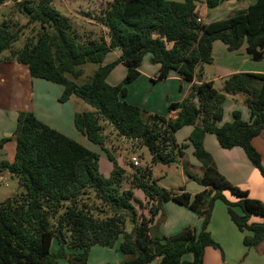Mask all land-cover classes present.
Listing matches in <instances>:
<instances>
[{
    "label": "trees",
    "instance_id": "trees-1",
    "mask_svg": "<svg viewBox=\"0 0 264 264\" xmlns=\"http://www.w3.org/2000/svg\"><path fill=\"white\" fill-rule=\"evenodd\" d=\"M5 1L0 0V5ZM225 1L230 0H205V4L215 9ZM198 3L92 1L93 12L84 17L96 20L108 33L99 40L86 41L72 30L53 0L14 3V11L5 14L0 25V55L8 51L9 56L0 62L27 65L33 78L61 85L64 91L60 103L77 97L91 106L93 111L75 114L74 125L106 153L113 170L105 178L100 173L98 154L33 113L20 112L14 160L1 164V169L17 180L19 189L0 201V264H59V259L87 264L92 247L113 248L120 239L119 251L125 256L121 264H150L156 259H160L159 264H204L206 248L221 250L208 230L218 200L227 206L232 222L244 234L246 248L254 249L264 242V222L250 223L253 216L264 218V203L230 183L204 147L207 134L215 135L223 149L240 147L264 177L261 154L252 143L264 131V74H234L225 80L223 93L212 81H202L204 66L213 63L216 41L226 45L229 52L245 45L253 61L264 59V0L211 23L198 21ZM15 11L28 20L25 27L38 26L21 49L14 45L26 28L20 25L21 20L13 18ZM114 50L120 57L104 64ZM147 54L152 64L159 65L154 83L167 79L171 72L187 82L199 81L182 102L169 104L170 113L178 111L175 118L149 114L126 100L128 85L141 76L140 67ZM86 63L99 65L88 83L77 84L68 78L81 77L80 67ZM119 64L127 72L113 86L107 80ZM227 94L243 97L250 121L242 120L241 113L235 111L233 120L223 123ZM104 124L119 137L147 147L151 165L136 167L134 174L128 175L106 147ZM186 126L193 127L188 142L203 169L202 176H195L184 167L186 177L203 188L195 195L184 188L178 192L165 189L152 175L155 165L181 164L187 146L179 145L175 135ZM8 140L3 139L0 146ZM135 190L143 193V200L135 196ZM225 191L237 201H229ZM85 198H95L101 205L92 206ZM170 201L202 218L201 229L187 226L172 236L152 237L150 225L163 217L164 204ZM127 225H131V232L126 230ZM54 240L59 244L55 254L51 252ZM187 255L192 260H185Z\"/></svg>",
    "mask_w": 264,
    "mask_h": 264
},
{
    "label": "crops",
    "instance_id": "crops-1",
    "mask_svg": "<svg viewBox=\"0 0 264 264\" xmlns=\"http://www.w3.org/2000/svg\"><path fill=\"white\" fill-rule=\"evenodd\" d=\"M23 1L25 0H22V2ZM92 1L95 0H53V6L63 17H67L71 20L69 21V23L73 28L72 30L75 31L76 28L73 25L74 21H76V19H81L82 21H85L83 18L86 17L84 16L90 11H93V7L91 5ZM203 1L205 5L204 10L202 11V7L197 8L200 20L203 23H211L214 21L225 19L235 11L246 9L250 5L254 4L257 0L225 1L223 2L225 4L221 3L215 9H209L205 4V0ZM12 3L14 4L12 0H6L3 4L0 5V17L2 16V19H5V14L7 15L13 10ZM233 5L234 7H232ZM213 14L215 15L214 18ZM13 18L19 19L21 21L23 19H26V17H24L19 12H16ZM85 22L91 28L99 27V25L96 24L94 21ZM86 23L82 22L78 25L81 26L83 24L84 26ZM76 33L78 34V32ZM114 52L119 58L120 52L118 50H114ZM212 54V65L216 67L217 75H215L214 78L209 77L207 70L204 68V75L202 81H212L215 89L219 92H224L225 80H227L230 76L234 74H264V59L262 61L255 62L256 64H250V62L253 60L246 53L245 45L236 52H229L227 50L226 45H224L220 41H216L213 44ZM218 55L223 56V61H218ZM3 57L4 56H2L1 59H3ZM143 63L140 67L141 76L128 85V95L126 97L127 102L132 105L140 107V103L142 102V105L148 107L145 109L140 107L142 110L147 109L146 111L149 110L151 112L156 113L157 110L155 108L163 102L162 98H160L159 100L155 99V97L149 98L150 93H153L154 91L152 89L155 87L161 89L163 93L167 92L165 93V95L173 94L174 101H172L171 103H178L182 102L185 99L194 84H199V81L197 79L193 82L184 81L178 74L174 72H171L167 79L154 83L153 80L159 71V65L151 64L149 66H144ZM115 70L116 68L109 75L107 80L108 83L113 86L117 85L120 80H116L114 76ZM122 71L126 73V67L125 69L122 68L120 70V73ZM111 77L112 83L109 82V79ZM217 80H219L222 84V87L220 89L216 87ZM63 91L64 88L61 85H57L45 81L43 79L33 78L30 75L29 68L27 65L20 64L16 61L0 62V142L5 138L9 139L2 146H0V177L6 180L10 178L8 171H3L1 169V164L5 161L13 162L14 160L16 151L14 134L16 132L17 119L20 112L33 113L39 120H41L48 126L56 129L67 137L87 147L86 141L89 140L76 129L74 125V117L77 112L91 111L86 106L85 102L77 97H72L69 101L65 103H60L59 98L63 94ZM137 93L138 96H135ZM171 103H168V106ZM223 109V123L231 122L233 120V112L235 111H239L241 113L242 120L247 122L250 121L248 108L243 103V97L240 94H227ZM177 115L178 111H172L171 113H169L168 117L173 116V118H175ZM179 131H183V137H185L186 142L189 143L188 137L193 131V127L186 126L181 128ZM179 131L176 133V136ZM252 143L261 154L262 163L264 165V131L260 136L253 139ZM188 145L192 148L190 144ZM204 147L208 151V153L213 157L218 171L230 183H232L234 186L239 187L242 190L248 191L250 198L260 200L264 203V177L248 160L242 148L236 147L229 150L223 149L220 146L216 136L212 134L206 135L204 140ZM118 164L120 167H122L119 161ZM156 168H159L161 170L160 174H165V177L167 176V172L171 169H175L176 171H178V167L176 165L167 166L158 164L153 166L152 168L153 178L154 171ZM157 178L159 179V177ZM157 182L158 184H160V180ZM187 190L191 195H195L201 192L203 188L200 185H187ZM139 191L140 190H135V194H138V197L143 200L144 195L141 191L140 194ZM224 195L231 202L237 201V198L232 196L227 191L224 192ZM169 204L170 202L165 203L164 208H168L169 211L175 210L177 216L173 219L174 225L171 229L172 231L165 232L164 236L175 235L187 226L194 227L197 230L201 229L203 220L196 213H193L188 209L183 208L182 206L181 207L184 210L175 208L174 206H168ZM237 211L239 210L237 209ZM263 222L264 218L259 216H253L250 219V223L252 224ZM208 230L211 233L212 238L220 245L221 250L213 249L210 247L206 248L204 254V264H264V242L261 243L257 248H246L243 244L244 234L240 232L235 226V224L232 222L228 214L227 206L222 201L218 200L214 203ZM54 242H56V240L52 242L51 252L55 254L58 251L57 248V252L53 251L55 250L53 249ZM94 247H92L89 252L87 264H121L125 259L123 253V256L109 258L107 256L109 255L108 252H105L106 250H103L104 252L98 253L100 255L101 262L99 263V258H96L95 263V260L92 256V249ZM185 260L190 261L192 260V257L190 255H187L185 257ZM159 262L160 259H156L150 264H159ZM59 264L70 263L66 260L59 259Z\"/></svg>",
    "mask_w": 264,
    "mask_h": 264
},
{
    "label": "rangeland",
    "instance_id": "rangeland-1",
    "mask_svg": "<svg viewBox=\"0 0 264 264\" xmlns=\"http://www.w3.org/2000/svg\"><path fill=\"white\" fill-rule=\"evenodd\" d=\"M169 1H180V0H169ZM223 4H225V3H223ZM232 4H235V3H232ZM96 6H97V4H96ZM198 7H202V11L204 10L205 5H204L203 0H199ZM232 7H234V5ZM91 12H93V11H91ZM214 14H213V18L215 17ZM98 15H99V10L97 9L95 16L97 17ZM64 18L68 19L67 17H64ZM83 19L85 21H94L96 24L99 23L94 19H92V20H90L88 18L87 19L83 18ZM68 21H71V20L68 19ZM77 21H78V23H77ZM85 21H82L81 19H76V21H74V24H73L76 28L75 31L78 32L80 38H82V41H86L87 39H90V38L99 40L100 38L107 36V33H108L107 29L103 28L100 24H98L100 28L99 27L91 28L87 25V23ZM3 22H4V18L2 19V16H1L0 17V25H2ZM82 22L86 23V24L84 26H83V24L81 26L78 25L79 23H82ZM19 23L24 28L25 26H27L28 20L23 19ZM25 28L26 29L23 31L24 33L21 36L20 40L14 45L15 49H21L24 46L26 39L28 37H31L34 34V32L37 31L38 26L35 24H32V25H28V27H25ZM79 41L81 42V40H79ZM5 55L9 56V52L7 51V52L3 53V55H0V59L2 58V56H5ZM116 55L117 54H115V52L112 51L107 56L104 64H109V63H112L113 61H116L118 59V57ZM150 60H151V55L147 54L145 56V60L143 63L144 66L151 65L152 63ZM218 61H223V56L218 55ZM250 64H256V63H255V61H251ZM98 67H99L98 64L86 63L80 67L83 70V75L81 77L74 79L71 76H68V78L70 80L75 81L77 84L88 83ZM122 68L125 69V67L123 65H117L116 70L114 72V76H115L116 80L120 79L119 83L122 81V79L125 77V74H126L123 71L120 73V70ZM204 68L207 70L209 77L214 78L215 75H217L216 74L217 69H216V67H214V65H212V64L205 65ZM112 77H113V75H112ZM112 77L109 79L110 80L109 82H111V83H112ZM216 87L218 89H220L222 87V84L219 80L216 81ZM152 90H154V91H153V93H150L149 98L155 97V99H157V100L162 98L163 102L155 108L157 110L156 113L151 112L149 110L146 111L147 109L144 111L148 112L149 114H158V115H162V116H168L170 113L168 110V103H171L172 101H174L173 94L172 95H165V93H167V92L163 93L161 91V89H159L157 87L153 88ZM135 96H138V93ZM85 104L89 108L90 111H93V108L91 106H89L87 103H85ZM140 107L143 109L148 108L147 106L142 105V102L140 103ZM171 117L173 118V116H171ZM104 127H105V135L107 136L106 147L112 151V153L115 155L117 161L120 162L122 168H124L126 170L128 175H133L135 172V169H136V167H134L132 162H131V158L133 156L139 157L140 162H141L139 168H145V167H149L151 165V155H150V152H149L147 147L143 146L138 141H132V140H128V139L119 137L117 135V133L114 131V129L109 124H104ZM175 139L179 145H186L187 146L184 148L185 155H184L183 163L181 162V164L176 165L178 167V171H176L175 169L169 170L167 172L166 177L164 176L165 174H160L161 170L159 168H156L154 171V180H156V181L160 180L159 185L160 186L162 185L163 188H165V189H168L171 191H179L180 189L184 188L185 191L188 192L187 185L188 186H198V185L196 183H194V181L189 180L185 174L183 175L184 167L188 170V172H190L191 174H193L195 176H202L203 175V169L199 165V162L196 160V158L193 156L192 148L189 147V145H188L189 143H187L185 137H183V131H179L177 136L175 135ZM86 145H87V147L85 146L86 148H88L89 150L98 154L101 173L105 178H109L111 173H112V170H113V164L109 161L106 153L99 146L94 145V144L90 143L89 141H86ZM157 177H159V179ZM18 189H19V185H18V182L15 178L10 177V178H8V180H6V179H3L2 177H0V201L6 200L8 197H10L12 194H14V192H16ZM136 191H138V190H136ZM139 193L141 194L140 191H139ZM135 196L137 198L141 199L140 197H138L139 196L138 194H135ZM85 200H86V203H88L92 206H100L101 205V203L98 200H95V198L94 199L85 198ZM168 206H174L175 208H179L181 210H184L183 208H185L183 206H182L183 207L182 208L181 205L175 203L174 201H170V204ZM106 209L108 210V208H106ZM163 209H164L163 210V217H161V216L158 217L157 221L150 225V235L152 237L163 236V235H165V232L172 231L171 229L174 225L173 219L177 216V213L175 212V210H171L172 211L171 212L168 210V208H163ZM142 211H144V210H142ZM146 212L147 211H145V213ZM126 230L128 232H131V225H127ZM120 242H121V239L118 241V243L112 249H107V248H103L100 246H95L92 249V256L95 260V263H96V258H99V263L101 262L100 255L98 253L104 252L103 250H106L105 252H108L109 255H107V256L109 258H116L118 256H123L122 252L119 251ZM58 246H59V244L57 241L53 243V249H55V250H53L54 252L56 251V248L58 251ZM239 263H241V262H239Z\"/></svg>",
    "mask_w": 264,
    "mask_h": 264
},
{
    "label": "built area",
    "instance_id": "built-area-1",
    "mask_svg": "<svg viewBox=\"0 0 264 264\" xmlns=\"http://www.w3.org/2000/svg\"><path fill=\"white\" fill-rule=\"evenodd\" d=\"M14 3H20V2H22V0H12ZM198 21H201L200 19L198 20ZM131 162H132V164H133V166L134 167H140V159H139V157H137V156H133L132 158H131Z\"/></svg>",
    "mask_w": 264,
    "mask_h": 264
},
{
    "label": "water",
    "instance_id": "water-1",
    "mask_svg": "<svg viewBox=\"0 0 264 264\" xmlns=\"http://www.w3.org/2000/svg\"><path fill=\"white\" fill-rule=\"evenodd\" d=\"M9 1V0H8ZM255 127H257V126H255ZM214 196V193H212V195H211V197H213Z\"/></svg>",
    "mask_w": 264,
    "mask_h": 264
}]
</instances>
